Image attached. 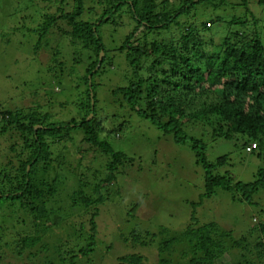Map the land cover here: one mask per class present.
Instances as JSON below:
<instances>
[{
	"label": "rangeland",
	"instance_id": "rangeland-1",
	"mask_svg": "<svg viewBox=\"0 0 264 264\" xmlns=\"http://www.w3.org/2000/svg\"><path fill=\"white\" fill-rule=\"evenodd\" d=\"M52 1L0 0V115L6 112L16 117L20 115V118L26 114L49 115L53 124L80 123L86 118L89 123L85 129L100 133V139L107 140L115 151L125 155V163H119L117 179L98 195L103 196L104 203L90 208L92 214L96 208L99 211L94 216L97 247L90 255L92 264H117L119 256L134 251L144 256L146 264H158L162 258L169 264H189L193 253L180 233L187 228L193 212L203 224L213 222L221 231H232V241L226 252L216 259L217 263L261 264L255 259L257 251L249 252L248 249L253 250L259 239L264 243V234L256 229L250 235L247 228L264 223V191L256 195L254 202L257 204L242 203L232 197V192L221 188L216 195L200 203L206 193L205 170L190 144L177 142L174 134L164 132L142 117L125 102L123 95L118 94L117 90L128 86L134 76L125 48L126 38L136 25L129 4L124 3L109 21L101 24L99 34L104 49L100 55L103 53V57L97 63L99 71L88 74L87 65L94 63L96 58L90 51L71 44L66 35H57L64 25L63 19L58 20L50 34L40 37L42 23L58 11ZM120 1L84 0L82 17L95 22L102 18L106 9ZM228 2L225 7L203 10L201 20L217 19L218 15L229 20L246 14L245 6H234L241 0ZM59 4L65 9L73 6V2L67 6ZM250 4L259 17L264 42V6L255 0ZM222 25L225 23L218 22L216 30ZM214 34L206 38L214 37L216 43H221V32ZM90 97L95 112L87 116ZM16 127L0 134V171L9 168L10 163L15 164L21 152V145L15 148L20 135ZM68 132L62 131L61 138L58 134H48L45 140L48 143L45 179L51 178V185L56 183L57 203L53 207H63L65 211L61 215L66 217L63 222H66V230L51 231L45 236L47 239L60 233L67 241L71 240L70 235L82 222L86 227L81 229V234L84 237L86 233L91 234V213L77 206L72 215L69 195L78 193L83 185L87 193H91L96 178L106 177V164L111 160L97 147L86 150L89 144L85 140L81 142L84 134L80 129L71 135H67ZM204 138L208 160L216 162L219 157L229 155L228 164L218 167L216 173L230 171L235 179L251 182L264 168V156L259 157L258 151L249 152L246 138L214 140L212 135H204ZM37 171L36 177L41 178L43 172ZM1 203L0 225L6 224V233L11 234L15 232L8 230L12 221L1 217L6 208ZM133 229L139 230L140 240H135ZM76 237L77 234H73L71 241L76 242ZM174 239L171 246L165 247L166 241ZM144 241L146 246L142 245ZM237 241L240 247L234 245ZM159 247L162 256L157 258ZM16 252L12 250L3 257L1 264H24L26 260ZM32 264H45V259L37 255Z\"/></svg>",
	"mask_w": 264,
	"mask_h": 264
},
{
	"label": "trees",
	"instance_id": "trees-1",
	"mask_svg": "<svg viewBox=\"0 0 264 264\" xmlns=\"http://www.w3.org/2000/svg\"><path fill=\"white\" fill-rule=\"evenodd\" d=\"M251 1L241 0L239 5H234L245 6L247 12L244 16L228 20L218 15L217 19L203 22V10L228 6V0H121L115 7L106 9L100 20L93 22L82 17L84 0H53L58 11L42 23L40 37L50 34L58 20L63 19L64 25L57 35H66L71 44L95 56L96 61L86 68L88 74H94L99 71L97 63L104 49L99 28L124 3L129 4L136 25L126 38L125 48L134 76L128 86L117 90L118 94L123 95L125 102L142 117L164 132L174 134L177 142L190 144L205 170L206 193L200 203L216 195L221 188L232 192V197L242 203L257 204L254 202L256 195L264 191V168L251 182L235 179L230 171L216 173L218 167L228 164L229 155L219 157L216 162L208 160L204 138V135H212L214 140H230L242 136L246 138L245 146L250 148L249 152L258 151L259 157L264 156V42L259 17L252 10ZM59 2L66 6L73 2V6L65 9L58 5ZM255 3L264 6V0H255ZM71 7L72 10H68ZM218 22L225 25L216 30ZM218 31L222 34L221 43H216L214 37L206 38ZM53 52L57 54V51ZM143 71L146 74L142 75ZM92 100L90 97L87 116L95 112ZM50 120L49 115L26 114L22 118L11 112L0 115V134L17 126L20 135L15 148L21 145L17 162L0 171V202L6 206L1 217L12 221L8 230L15 231L7 234L6 224L0 225V264L12 250L26 260L24 264H32L37 255L44 257L45 264H92L90 255L97 247L94 216L99 211L96 208L92 214L90 208L104 203L103 196L98 195L117 179L119 163H125V155L115 151L107 140L100 139V133L85 129L89 123L86 118L80 123L53 124ZM79 129L84 134L81 142L85 140L89 144L86 150L97 147L111 159L106 164V177L96 178L91 193L88 194L83 185L78 193L69 195L72 215L77 206L91 213V234L86 233L85 237L81 234V229L86 227L82 222L73 233L80 241L76 237V242H72L73 234L67 241L60 233L47 239L45 236L51 231L66 230V222L63 223L66 217L61 215L65 211L63 207H53L57 203L56 183L51 185V178L45 179L44 161L48 157L45 140L48 134H58L61 138L62 131H70L67 135H71ZM83 155L86 157L85 153ZM37 170L43 172L41 178L36 177ZM20 227L25 231H20ZM256 229L264 234V223L247 228V231L250 230L252 235ZM138 231L133 229L135 240H140ZM180 234L193 253L189 264H222L216 259L226 252L233 238L231 230L221 231L213 222L201 223L195 212ZM174 241H166L165 247ZM142 245L146 246L147 242ZM234 245L240 247L241 243L237 241ZM248 251H257L256 261L264 263V243L260 239L253 250ZM160 256L161 247L157 258ZM117 262L146 264L144 256L135 251L119 256ZM158 264H169V261L162 258Z\"/></svg>",
	"mask_w": 264,
	"mask_h": 264
},
{
	"label": "water",
	"instance_id": "water-1",
	"mask_svg": "<svg viewBox=\"0 0 264 264\" xmlns=\"http://www.w3.org/2000/svg\"><path fill=\"white\" fill-rule=\"evenodd\" d=\"M101 56L103 57V53L101 54ZM102 57H101V59H102ZM92 116H93V115H91V116L89 117L88 120H90V119L92 118ZM38 127H40V126H37V128H38Z\"/></svg>",
	"mask_w": 264,
	"mask_h": 264
},
{
	"label": "built area",
	"instance_id": "built-area-1",
	"mask_svg": "<svg viewBox=\"0 0 264 264\" xmlns=\"http://www.w3.org/2000/svg\"><path fill=\"white\" fill-rule=\"evenodd\" d=\"M250 149V148H249Z\"/></svg>",
	"mask_w": 264,
	"mask_h": 264
},
{
	"label": "clouds",
	"instance_id": "clouds-1",
	"mask_svg": "<svg viewBox=\"0 0 264 264\" xmlns=\"http://www.w3.org/2000/svg\"><path fill=\"white\" fill-rule=\"evenodd\" d=\"M249 150V149H248Z\"/></svg>",
	"mask_w": 264,
	"mask_h": 264
}]
</instances>
